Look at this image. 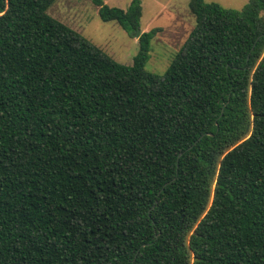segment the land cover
Returning a JSON list of instances; mask_svg holds the SVG:
<instances>
[{
    "label": "trees",
    "instance_id": "trees-1",
    "mask_svg": "<svg viewBox=\"0 0 264 264\" xmlns=\"http://www.w3.org/2000/svg\"><path fill=\"white\" fill-rule=\"evenodd\" d=\"M0 0V264H264V0H191L164 74ZM192 148L189 149V147Z\"/></svg>",
    "mask_w": 264,
    "mask_h": 264
},
{
    "label": "rangeland",
    "instance_id": "rangeland-1",
    "mask_svg": "<svg viewBox=\"0 0 264 264\" xmlns=\"http://www.w3.org/2000/svg\"><path fill=\"white\" fill-rule=\"evenodd\" d=\"M112 7L128 9L133 0H104ZM191 0H141V32L158 29L151 41L146 70L164 74L193 29L196 18ZM226 8L242 9L250 0H206ZM48 13L80 32L119 63L133 65L140 51L139 37L131 35L117 21H103L92 0H56ZM264 16V10L262 12Z\"/></svg>",
    "mask_w": 264,
    "mask_h": 264
},
{
    "label": "water",
    "instance_id": "water-1",
    "mask_svg": "<svg viewBox=\"0 0 264 264\" xmlns=\"http://www.w3.org/2000/svg\"><path fill=\"white\" fill-rule=\"evenodd\" d=\"M192 148V146L189 147V149Z\"/></svg>",
    "mask_w": 264,
    "mask_h": 264
}]
</instances>
